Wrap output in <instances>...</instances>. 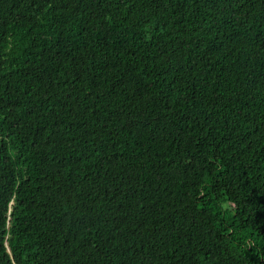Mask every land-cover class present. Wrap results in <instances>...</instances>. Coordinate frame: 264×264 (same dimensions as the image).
I'll return each instance as SVG.
<instances>
[{
    "label": "trees",
    "instance_id": "16d2710c",
    "mask_svg": "<svg viewBox=\"0 0 264 264\" xmlns=\"http://www.w3.org/2000/svg\"><path fill=\"white\" fill-rule=\"evenodd\" d=\"M0 264H264V0H0Z\"/></svg>",
    "mask_w": 264,
    "mask_h": 264
}]
</instances>
